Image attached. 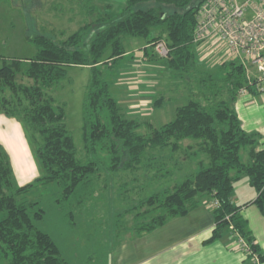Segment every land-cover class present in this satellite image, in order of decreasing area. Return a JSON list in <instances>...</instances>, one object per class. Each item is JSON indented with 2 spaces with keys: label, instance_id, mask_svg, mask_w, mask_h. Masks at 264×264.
Instances as JSON below:
<instances>
[{
  "label": "trees",
  "instance_id": "trees-1",
  "mask_svg": "<svg viewBox=\"0 0 264 264\" xmlns=\"http://www.w3.org/2000/svg\"><path fill=\"white\" fill-rule=\"evenodd\" d=\"M203 0H126L116 15H98L81 25L62 40L44 34L31 38L38 51L32 58H9L0 54V111L19 118L27 128L45 174L9 192L13 186V167L9 154L0 143V257H10L11 264H70L52 236L40 229L36 221L44 217L42 208L33 213L37 202L19 201L18 197L36 183H63V197L68 198L78 185L88 181L99 169L100 158L83 161L73 133L67 125L64 106L55 105L47 89L68 74L71 66H86L92 70L84 102L83 144L90 155L109 153L107 168L130 171L139 168L148 150L170 148L181 150L185 140L197 141L210 162L201 165L192 176L177 184L168 194L156 193L149 200L162 198L165 213L146 219L139 233L153 231L172 216H183L199 206L201 195L212 194L220 202L214 209L215 227L210 238H220L232 224L264 260L253 242L241 207L233 199L234 183L247 176L258 194L250 202L264 214V148L258 149L261 134L248 132L232 104L240 90L250 86L246 68L237 60L222 64L227 69L229 99L210 111L199 100L178 105L174 119L160 127L149 121L128 116L112 95L111 84L104 78L102 67L117 63L127 52V37H143L147 46L165 40L169 47L168 66L176 78L196 73L198 68L194 34L197 14ZM95 7L88 8L92 13ZM152 31L155 33L152 35ZM145 46L146 55H149ZM156 55V53L154 52ZM150 56V55H149ZM32 80L24 83L19 75ZM210 77V76H208ZM206 79L203 81L205 82ZM156 99L154 107L164 101ZM124 110V111H123ZM107 113V118L103 116ZM147 125L150 133L140 129ZM190 147V146H189ZM242 150L247 160L242 159Z\"/></svg>",
  "mask_w": 264,
  "mask_h": 264
},
{
  "label": "rangeland",
  "instance_id": "rangeland-1",
  "mask_svg": "<svg viewBox=\"0 0 264 264\" xmlns=\"http://www.w3.org/2000/svg\"><path fill=\"white\" fill-rule=\"evenodd\" d=\"M125 4L126 0H0V54L9 58H32L38 51L32 37L44 34L55 40L65 39L100 14H118ZM90 7L96 9L89 13ZM154 33L152 31V35ZM144 42L143 37L126 39L129 49L137 48L134 50L136 53ZM215 51L228 53L222 43L214 40L208 50L202 48L206 57L197 53V72L185 78H176L175 71L168 66V56L162 57L155 52L160 65L155 99H165L164 109L159 111L164 112L165 117L153 121L157 123L156 127L161 126L158 123L174 119L177 106L192 99L201 101L210 111L216 109L222 100L229 99L227 69L222 64L230 61L231 57L227 60L211 58ZM123 64L125 61L119 60L102 67L104 78L111 84L112 95L120 104L119 76ZM91 76L90 67L71 66L67 76L47 92L55 98L56 106L62 105L66 110L67 125L74 135L78 157L83 161L100 158L98 171L88 181L80 183L68 198L63 197V183L53 181L36 183L18 199L27 203L37 202L30 209L32 213L39 208L45 211L36 225L52 236L70 264H113L116 250L130 232H139L146 219L166 212L161 205L162 198L155 200L154 204L147 200L156 193H170L177 184L194 175L202 164L208 166L210 158L197 141L185 140L181 150H148L142 165L134 171L107 168L109 153L100 150L97 156L90 155L83 144L84 102ZM18 80L32 82L21 74ZM251 93L248 90L243 95ZM258 93L264 96V91ZM232 106H237L235 101ZM103 116L107 118V113L104 112ZM140 131L147 134L151 129L144 125ZM0 143L7 150L13 167V186L9 192L34 183L45 174L36 146L22 120L1 111ZM241 155L243 160H247L244 150ZM5 215L6 212L1 211L0 220ZM0 264H11L10 257L1 256Z\"/></svg>",
  "mask_w": 264,
  "mask_h": 264
},
{
  "label": "crops",
  "instance_id": "crops-1",
  "mask_svg": "<svg viewBox=\"0 0 264 264\" xmlns=\"http://www.w3.org/2000/svg\"><path fill=\"white\" fill-rule=\"evenodd\" d=\"M214 40L215 38L197 45L198 55L206 57L202 54V48L208 50ZM147 45L144 42L142 49L137 53L134 52L137 50L136 47L128 48L120 59L125 61V64L121 65L122 73L119 76L121 78L119 100L129 116L145 119L158 126L153 121L165 117L164 112H159L164 109V101L158 107L153 105L158 94L160 65L156 61L155 50ZM145 46L148 47L150 56L146 55ZM218 57L227 60L230 55L222 51L217 53L215 51L211 55L214 59ZM239 97L240 99L235 101L237 105L235 109L242 127L248 132L261 134L258 149H262L264 96L252 92L248 95L241 94ZM257 194L249 178L244 176L234 183L232 201L241 207L240 212L247 220L250 236L259 247V253L264 256V214L255 204H250ZM214 200L212 194L201 195L199 206L186 215L172 216L153 231L141 234L137 231H134L136 234L130 232L116 250L113 264H264V260L258 263L247 254L230 227L226 228L220 238L210 239L215 227Z\"/></svg>",
  "mask_w": 264,
  "mask_h": 264
},
{
  "label": "built area",
  "instance_id": "built-area-1",
  "mask_svg": "<svg viewBox=\"0 0 264 264\" xmlns=\"http://www.w3.org/2000/svg\"><path fill=\"white\" fill-rule=\"evenodd\" d=\"M194 35V42L199 45L211 38L222 43L231 60L239 61L246 68L250 86L258 92L264 91V0H203ZM154 50L162 57L169 54L163 39L155 43ZM248 90L243 87L240 94ZM219 205L215 198V208ZM229 227L242 248L259 263L260 256L249 241L232 224Z\"/></svg>",
  "mask_w": 264,
  "mask_h": 264
}]
</instances>
